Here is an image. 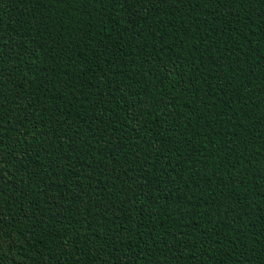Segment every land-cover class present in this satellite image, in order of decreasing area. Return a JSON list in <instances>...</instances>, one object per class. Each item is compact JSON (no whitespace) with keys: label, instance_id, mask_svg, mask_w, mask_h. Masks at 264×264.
<instances>
[{"label":"trees","instance_id":"1","mask_svg":"<svg viewBox=\"0 0 264 264\" xmlns=\"http://www.w3.org/2000/svg\"><path fill=\"white\" fill-rule=\"evenodd\" d=\"M0 264H264V0H0Z\"/></svg>","mask_w":264,"mask_h":264}]
</instances>
